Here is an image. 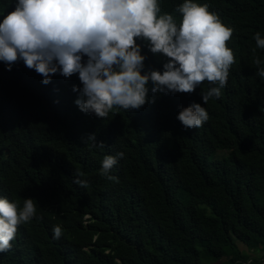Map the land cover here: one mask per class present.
<instances>
[{
  "label": "trees",
  "instance_id": "1",
  "mask_svg": "<svg viewBox=\"0 0 264 264\" xmlns=\"http://www.w3.org/2000/svg\"><path fill=\"white\" fill-rule=\"evenodd\" d=\"M193 2L207 4L233 29L227 42L235 57L233 85L203 131L194 133L181 121L178 128L163 93L151 92L134 121L105 136L104 127L93 130L107 149L79 165L71 151L88 134L62 132L56 124L63 115L64 76L57 72L58 79L44 84L22 60L14 63L21 71H7L0 61V198L20 207L33 198L37 208L18 225L11 249L0 252V264L264 261V254L250 258L238 245L264 252V108L254 97L264 91L254 63H264L254 38L257 32L264 38V0ZM155 125L168 132L172 149L151 153L152 145L138 141ZM119 152L124 156L109 172L115 179L97 175V163L101 169L105 156ZM119 160L131 168L128 176ZM77 173L86 187L74 182ZM55 226L62 229L59 239Z\"/></svg>",
  "mask_w": 264,
  "mask_h": 264
},
{
  "label": "clouds",
  "instance_id": "2",
  "mask_svg": "<svg viewBox=\"0 0 264 264\" xmlns=\"http://www.w3.org/2000/svg\"><path fill=\"white\" fill-rule=\"evenodd\" d=\"M232 34L207 4L193 0H0V61L7 71H21L14 63L22 60L44 84L58 79L57 72L64 76L58 111L63 115L56 124L62 132L88 134L71 151L79 165L93 163L105 146L93 130L102 126L105 136L122 122L134 121L151 92L163 93L160 98L178 128L179 121L194 133L208 127L233 85L235 57L227 46ZM254 38L256 48L264 49L259 32ZM254 63L264 87V63L259 58ZM254 97L264 108V91ZM138 136L153 146L151 153L172 149L168 132L156 125ZM150 154L145 162L153 169ZM123 156H105L96 174L115 179L109 172ZM119 162L128 176L131 168ZM82 175L77 173L74 182L86 187ZM36 211L33 198L22 207L0 198V252L11 249L18 225ZM61 235L55 226L54 238Z\"/></svg>",
  "mask_w": 264,
  "mask_h": 264
},
{
  "label": "rangeland",
  "instance_id": "3",
  "mask_svg": "<svg viewBox=\"0 0 264 264\" xmlns=\"http://www.w3.org/2000/svg\"><path fill=\"white\" fill-rule=\"evenodd\" d=\"M239 248L241 249L242 252H247L250 256V258H257V257H261L264 252L263 251H257V250H250L248 248H245L242 244H238ZM227 260V258H222L221 260H219L218 262L214 263V264H230V262H225ZM225 262V263H223ZM264 264V261L261 263Z\"/></svg>",
  "mask_w": 264,
  "mask_h": 264
}]
</instances>
